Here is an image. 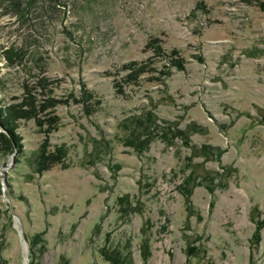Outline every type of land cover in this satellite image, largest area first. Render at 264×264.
I'll return each mask as SVG.
<instances>
[{"label":"rangeland","instance_id":"1","mask_svg":"<svg viewBox=\"0 0 264 264\" xmlns=\"http://www.w3.org/2000/svg\"><path fill=\"white\" fill-rule=\"evenodd\" d=\"M8 9L0 5L1 103L20 101L23 82L43 74L59 80L56 97L79 100L85 89L90 107L100 104L90 114L72 99L55 108L49 141L67 147L65 167L33 171L43 139L33 119L17 123L22 151L0 152L7 264H25L20 228L33 264H111L103 250L126 241L133 264H264V11L254 0H35L24 16ZM150 38L178 51L184 69L117 93L125 71L112 72L122 63L167 65ZM10 46L25 52L22 63H5ZM155 103L158 116L198 125L188 146L155 139L139 153L127 144L122 122ZM95 140L111 151L95 150ZM127 200L136 207L129 215ZM37 234L43 251L32 257Z\"/></svg>","mask_w":264,"mask_h":264},{"label":"trees","instance_id":"2","mask_svg":"<svg viewBox=\"0 0 264 264\" xmlns=\"http://www.w3.org/2000/svg\"><path fill=\"white\" fill-rule=\"evenodd\" d=\"M4 0H0V5L4 6L3 11H8L12 9L14 12L24 16V13L29 10L31 4L35 0H7L8 4L4 5ZM54 3H59L61 0H51ZM256 6H258L262 11H264V1L254 0ZM147 47H150L154 56H161L166 58V64L160 67L155 66L156 60L154 58H148L147 61H135L131 60L122 63L112 74H119L120 71H125V74L121 75L118 79L114 81L115 91L119 94H125L126 84H138L139 80L143 76L149 78V81L162 82V77L168 76L171 72L169 69L174 67L178 70L184 69V60L179 55L178 51L171 50L168 53L162 49L160 43L153 38L148 40ZM2 56L7 65H15L22 63L25 59V52L21 48H15L10 46L1 51ZM157 65V64H156ZM157 73V75H155ZM59 80H51L43 74L37 76V78L32 82L24 81L23 94L20 101L11 102L8 104H2L0 101V152L7 153L16 149L17 152L22 151L21 137L16 131L17 123L20 120L33 119L38 129L43 133V139L39 145V149L36 152L35 159L33 160V171L37 173H42L43 171L49 170L57 165L65 167L67 147L64 144L52 145L50 144L49 138L50 134L56 131L60 125V117L56 114L55 108L59 104H68L69 100L72 102H81L86 114H90L95 111L99 106V101H94L91 107L88 101L91 99L92 94L87 90L83 89L80 94V99L75 100L73 94H68L63 97H56L53 94V88L58 84ZM1 83V80H0ZM1 90V85H0ZM152 102V100H151ZM155 104L152 107L140 111L138 114H134L126 118L123 122L124 130H131V135L127 136V144L133 146L139 153L147 149L149 143L155 139H161L168 145H172L175 139H180L182 143L188 146V137L195 130H198L197 124H187L184 127L179 126V122L169 121L168 119L158 116L154 112ZM108 143V142H107ZM107 144L102 146L94 141L95 150L100 149V153H109L111 151L110 147H106ZM99 152V151H98ZM193 170L184 179V182L194 180ZM192 188L185 187L184 196L186 198L191 194ZM127 209V214H131L135 211L136 207L131 206L130 202L127 200L123 203ZM125 209V211H126ZM1 225V224H0ZM3 225L0 226V251L5 245L4 229ZM258 239V238H257ZM30 248L32 251L31 256H35V251H43V240L40 234L31 237ZM125 248L120 246H114L113 248L106 247L103 250V254L108 259L111 264H133V258L131 253L127 249L128 241L125 242ZM40 244L39 247L37 245ZM144 252L143 258H148L147 250V240L144 241ZM35 247L37 248L35 250ZM126 249V250H125ZM0 264H7V260L0 255ZM29 264H33V258L30 260Z\"/></svg>","mask_w":264,"mask_h":264},{"label":"water","instance_id":"3","mask_svg":"<svg viewBox=\"0 0 264 264\" xmlns=\"http://www.w3.org/2000/svg\"><path fill=\"white\" fill-rule=\"evenodd\" d=\"M19 232H20V237H21V242H22V244L24 245H26V249H27V257H26V260L24 259V263L25 264H29L28 263V245H27V243H26V241H25V239H24V236H23V234H22V229L20 228V230H19Z\"/></svg>","mask_w":264,"mask_h":264},{"label":"bare ground","instance_id":"4","mask_svg":"<svg viewBox=\"0 0 264 264\" xmlns=\"http://www.w3.org/2000/svg\"><path fill=\"white\" fill-rule=\"evenodd\" d=\"M25 251H27L26 246H25Z\"/></svg>","mask_w":264,"mask_h":264}]
</instances>
